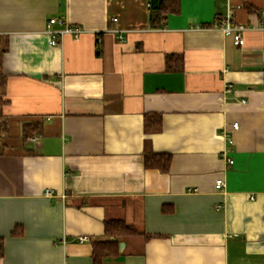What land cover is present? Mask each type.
Listing matches in <instances>:
<instances>
[{
	"label": "crops",
	"instance_id": "obj_1",
	"mask_svg": "<svg viewBox=\"0 0 264 264\" xmlns=\"http://www.w3.org/2000/svg\"><path fill=\"white\" fill-rule=\"evenodd\" d=\"M51 18L82 33L51 45ZM262 25L264 0H180L162 28L149 0H0V264H93L109 220L151 238L105 264H264Z\"/></svg>",
	"mask_w": 264,
	"mask_h": 264
},
{
	"label": "trees",
	"instance_id": "obj_2",
	"mask_svg": "<svg viewBox=\"0 0 264 264\" xmlns=\"http://www.w3.org/2000/svg\"><path fill=\"white\" fill-rule=\"evenodd\" d=\"M150 4V24L152 28H162L166 24L167 15L169 13L178 14L180 12V0H149ZM220 20H218L219 22ZM6 49L0 50V92L3 94L6 88V77L2 71L3 55ZM171 59V57H169ZM168 58V59H169ZM179 58V57H178ZM183 57L181 62H183ZM38 128L28 125L26 130L32 134ZM144 130L146 134H156L162 131V116L160 114H147L144 120ZM172 162L171 155L148 153L144 156V165L147 169H156L167 172ZM106 236L113 238V241L93 243V264H105L107 259L117 258L119 256V239L128 236H144L150 239V235H146L138 231L134 226L126 224L122 220H109L105 223ZM22 228L16 227L12 236H22ZM4 256V244L0 239V257Z\"/></svg>",
	"mask_w": 264,
	"mask_h": 264
},
{
	"label": "built area",
	"instance_id": "obj_3",
	"mask_svg": "<svg viewBox=\"0 0 264 264\" xmlns=\"http://www.w3.org/2000/svg\"><path fill=\"white\" fill-rule=\"evenodd\" d=\"M216 27L224 35L233 36L234 40L238 46H243L245 43V40L243 38V34L246 31L253 30V29H250L248 26L234 23V11H233L230 4L228 5L227 14L224 16L222 21H220L216 25ZM256 30H260V31L264 32V25L257 28ZM46 33L50 37V44L51 45H59L61 43L64 35L70 34V35H73L75 38H78L82 32L78 28L69 26L68 23H66V21L62 18H51L48 21ZM233 129L234 130L239 129V124L234 123ZM33 141H36V138H33ZM230 164L233 165L234 161L230 160ZM216 185H217L218 189L222 188L224 186V182L222 180H218ZM45 194L48 197H53L55 193L53 190H48V191H46ZM65 198H66V196L64 195L63 199H65ZM79 241L83 243V242H88L89 239L87 237H81V238H79Z\"/></svg>",
	"mask_w": 264,
	"mask_h": 264
},
{
	"label": "water",
	"instance_id": "obj_4",
	"mask_svg": "<svg viewBox=\"0 0 264 264\" xmlns=\"http://www.w3.org/2000/svg\"><path fill=\"white\" fill-rule=\"evenodd\" d=\"M121 247H122V245H121Z\"/></svg>",
	"mask_w": 264,
	"mask_h": 264
}]
</instances>
